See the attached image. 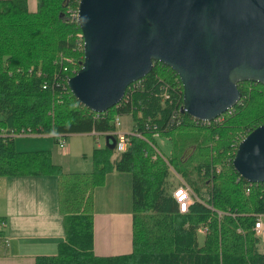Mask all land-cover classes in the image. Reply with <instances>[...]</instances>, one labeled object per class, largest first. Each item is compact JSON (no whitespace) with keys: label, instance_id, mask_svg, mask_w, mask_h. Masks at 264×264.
Segmentation results:
<instances>
[{"label":"trees","instance_id":"1","mask_svg":"<svg viewBox=\"0 0 264 264\" xmlns=\"http://www.w3.org/2000/svg\"><path fill=\"white\" fill-rule=\"evenodd\" d=\"M77 3L37 0L30 9L27 0H0V176H56L64 215V240L34 264H264V236L254 229L258 216L264 221V181L248 182L232 165L239 141L264 123V84L239 81V101L201 121L180 111L178 75L154 61L117 104L94 112L66 84L83 60ZM124 114L132 121L126 149L94 147L89 171L63 169L47 149L15 148L22 129L55 142V133L105 136ZM180 128L193 132V148L169 158L156 140ZM109 172L131 176V251L97 255L93 190ZM175 173L197 197L185 212L172 196Z\"/></svg>","mask_w":264,"mask_h":264},{"label":"water","instance_id":"2","mask_svg":"<svg viewBox=\"0 0 264 264\" xmlns=\"http://www.w3.org/2000/svg\"><path fill=\"white\" fill-rule=\"evenodd\" d=\"M76 12L83 60L66 84L94 112L117 104L154 61L175 71L180 111L201 121L239 101V81L264 84V0H78ZM104 139L113 149L114 136ZM232 165L264 181V123L239 141Z\"/></svg>","mask_w":264,"mask_h":264},{"label":"crops","instance_id":"3","mask_svg":"<svg viewBox=\"0 0 264 264\" xmlns=\"http://www.w3.org/2000/svg\"><path fill=\"white\" fill-rule=\"evenodd\" d=\"M36 1L27 0L30 9L36 7ZM26 137L29 139L24 141L14 139L15 146L23 147L20 150L53 149L52 134L33 133ZM93 148L87 144L80 147L69 140L66 150L60 152L65 159L52 160L71 172L89 171ZM57 185L53 175L0 176V264H34L36 255L56 252L58 243L64 240V215L58 206ZM93 204L95 254L130 252V174L107 173L105 183L93 190Z\"/></svg>","mask_w":264,"mask_h":264},{"label":"rangeland","instance_id":"4","mask_svg":"<svg viewBox=\"0 0 264 264\" xmlns=\"http://www.w3.org/2000/svg\"><path fill=\"white\" fill-rule=\"evenodd\" d=\"M121 126L119 127V130H128V128L131 127V118L130 115L128 114H124L121 117ZM193 132L188 131L187 128H180L177 130H172L170 132V136L166 137L164 135L160 136L157 138V144L160 148H163L166 151V156H168L170 158V156H175L176 153L180 154L183 152V154H186L189 152L190 149L193 148V138H192ZM16 138L17 141H24L26 139H29L26 137V135L24 136H15L14 139ZM98 139V141L100 142V144H104L105 139L104 136L99 134H95V135H91V134H69L68 136L65 137V142L66 145L64 148H60L58 146V144L56 142H54L53 138L50 139L51 143H52V151L50 149H47L50 151V153L53 154L51 155V157H53L52 159H54L56 162L60 161V160H64L65 158H62V155L60 154L61 151H65L69 140L73 141L74 143H77L80 147H83L85 144L88 145V147L93 146V147H97L95 142H97L96 140ZM15 141V140H14ZM21 145H16L15 148L17 150H20L19 148H23L20 147ZM46 149V148H45ZM55 150V153H54ZM23 151V150H21ZM53 161V160H52ZM61 161V162H62ZM63 167V166H62ZM68 171V170H67ZM176 174V173H175ZM173 174L172 179H173V187H171L172 189L175 187V185H179L178 182L181 181V178H179L178 174ZM190 175V174H188ZM54 176V175H53ZM188 178V177H186ZM181 183V182H180ZM98 206H97V210H98ZM200 237V236H199ZM200 241L202 240V237L199 238Z\"/></svg>","mask_w":264,"mask_h":264},{"label":"built area","instance_id":"5","mask_svg":"<svg viewBox=\"0 0 264 264\" xmlns=\"http://www.w3.org/2000/svg\"><path fill=\"white\" fill-rule=\"evenodd\" d=\"M77 10V9H76ZM77 15V12H75V16ZM133 81V85H135ZM167 97V95H165ZM114 125L115 130L112 133L115 137V145L114 149L116 152H122L126 149L129 135L131 134L129 131L119 130V127L121 126V118L119 115L115 116L114 118ZM97 135L103 133L93 132ZM33 134L29 129H22L19 133L13 134L14 136L18 135H28ZM53 135V134H52ZM54 136L56 137V143L60 148H64L66 145L65 142V136L60 133H55ZM97 144H99V141L97 139ZM172 196L174 197L176 203H177V209L179 212H185L188 210L189 205L194 202L195 199H197L196 195L193 193L192 189L184 182H181L179 185H176L172 189ZM2 223H0L1 226ZM254 229L258 236L263 237L264 236V221L262 220L261 216H258L255 223H254Z\"/></svg>","mask_w":264,"mask_h":264}]
</instances>
